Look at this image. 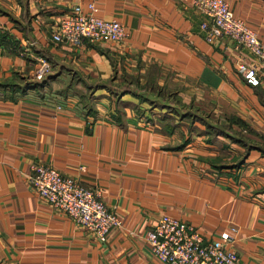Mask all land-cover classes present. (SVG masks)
I'll return each instance as SVG.
<instances>
[{
    "label": "crops",
    "instance_id": "obj_1",
    "mask_svg": "<svg viewBox=\"0 0 264 264\" xmlns=\"http://www.w3.org/2000/svg\"><path fill=\"white\" fill-rule=\"evenodd\" d=\"M228 1L264 42V0ZM77 3L128 35L54 40ZM201 18L192 0H0V264H167L145 236L161 213L205 237L228 229L241 264H264V81L238 70L256 61L246 46L206 41ZM39 162L99 188L121 223L101 237L45 200Z\"/></svg>",
    "mask_w": 264,
    "mask_h": 264
},
{
    "label": "built area",
    "instance_id": "obj_2",
    "mask_svg": "<svg viewBox=\"0 0 264 264\" xmlns=\"http://www.w3.org/2000/svg\"><path fill=\"white\" fill-rule=\"evenodd\" d=\"M192 3L202 15L199 28L203 38L214 41L229 36L246 46L256 61H240L238 70L252 84L264 81V42L243 18L233 12L229 1L192 0ZM88 6L92 8L93 3L89 2ZM127 35L120 20L85 11L79 3L58 21L51 33L54 40L71 44L80 42L83 37L114 41ZM1 51L0 45V54ZM48 69L49 63L40 58L35 76L41 77ZM34 169L30 180L37 193L85 228L105 237L110 227L121 223L119 213L108 206L99 188L86 186L47 162L35 164ZM231 229L237 230V227L231 226ZM145 236L154 254L167 264H241L239 253L231 246L235 234L228 229L221 230L216 236L205 237L194 224L179 216L161 213Z\"/></svg>",
    "mask_w": 264,
    "mask_h": 264
},
{
    "label": "trees",
    "instance_id": "obj_3",
    "mask_svg": "<svg viewBox=\"0 0 264 264\" xmlns=\"http://www.w3.org/2000/svg\"><path fill=\"white\" fill-rule=\"evenodd\" d=\"M34 80H37L36 82H38L39 80L38 79H34ZM107 87L109 89H111L113 92L115 93H119V92H123V91H127V90H131V87L130 85H126L123 84V85H119L118 87L116 86H111L109 84H107ZM93 87H89V89H92ZM144 88V87H143ZM85 91H83L81 94H83L81 96L80 94V99H81V103L83 104V106L87 109V111H93L94 108H93V105H92V97L89 95V94H86L84 93ZM90 92V91H89ZM134 93H136L137 95H140L142 97H145V95L142 93V92H138V91H133ZM83 98V99H82Z\"/></svg>",
    "mask_w": 264,
    "mask_h": 264
},
{
    "label": "rangeland",
    "instance_id": "obj_4",
    "mask_svg": "<svg viewBox=\"0 0 264 264\" xmlns=\"http://www.w3.org/2000/svg\"><path fill=\"white\" fill-rule=\"evenodd\" d=\"M171 75H172V72H169ZM89 90H92V91H90L89 92ZM85 92L84 93H86V94H89L91 97H92V105H93V102H94V100H95V97L97 96L96 94H94V92H93V88L92 89H89V87L87 88V90H84ZM83 94H81V96H82ZM83 99V98H82Z\"/></svg>",
    "mask_w": 264,
    "mask_h": 264
}]
</instances>
